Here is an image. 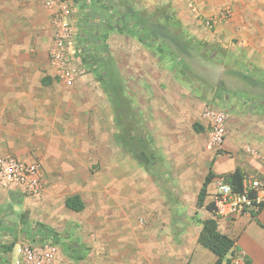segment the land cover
<instances>
[{"label":"rangeland","instance_id":"obj_1","mask_svg":"<svg viewBox=\"0 0 264 264\" xmlns=\"http://www.w3.org/2000/svg\"><path fill=\"white\" fill-rule=\"evenodd\" d=\"M111 1L118 10L129 11L143 20L166 52L161 53L116 29H105L104 61L96 70L84 61V77L65 87L49 62L55 33L50 11L41 0H0V93L13 89L49 96L71 94L80 111L95 110L96 125L101 114L107 110L112 114L110 134L105 138L97 130V144H0V158L14 156L44 166L47 154L48 159L60 155L59 159H66L65 162L77 157L85 200L92 204L93 186L107 196L104 208L110 226L107 239L111 244L117 241L114 235L123 232L120 223L126 220L124 211H129L127 196L133 194L126 189L133 180H137L144 197H150L151 209L133 215L128 224L133 221L145 230L155 231V216L151 213L159 211L161 216L163 210L167 216L164 204L168 199L185 196L182 211L177 212L179 203L176 207L177 236H182L178 229L182 223L189 233H195L207 207L193 209L189 204L212 156L234 157L237 169L249 177H259L253 166L264 168V70L254 67L239 52L200 39L193 23L186 25L179 21L166 4L148 10L136 0ZM85 2L73 0L72 15L73 25L79 30L78 43L84 47V59L87 52L83 28L88 25ZM206 22L203 21L205 26ZM215 27L216 22L212 29L207 28L214 31ZM43 78H51V83L44 86ZM209 110L224 115V142L212 150L208 149ZM193 124L203 129L196 132ZM49 166L56 177L61 166ZM89 182H93L90 187ZM47 187L45 183V190ZM3 191L0 246L12 245L13 249L0 254V264H17L25 246L52 247L53 264H157L148 258L143 263L135 258L115 260L118 254L109 251L101 259L98 254L90 256L86 240L92 232L85 227L87 210L70 217L63 207L66 192L52 194L57 197L55 203L52 201L55 212L46 213L41 206L43 196ZM144 207L147 205L143 202ZM187 253L185 245L177 239L176 264Z\"/></svg>","mask_w":264,"mask_h":264},{"label":"crops","instance_id":"obj_2","mask_svg":"<svg viewBox=\"0 0 264 264\" xmlns=\"http://www.w3.org/2000/svg\"><path fill=\"white\" fill-rule=\"evenodd\" d=\"M136 2L148 10L166 4L179 21L186 25L193 23L200 39L209 43H218L233 53L239 52L254 67L264 70V0H136ZM192 4L195 6V11ZM208 19L215 20L214 31H210L203 24V21ZM20 85L22 84L20 83ZM76 102L77 99L71 94L68 96L67 94H51L49 96L25 90L15 92L13 89L3 94L0 93V144H97V130L103 132L104 137L107 138L111 129L110 121H112L110 110L102 112L103 115L101 114L99 117L100 121L97 126L95 110L80 111ZM197 125L199 126V124ZM6 148L9 150L10 146ZM71 148L75 149V146H71ZM13 152H15L14 149ZM55 155H59V153L55 152ZM59 156L48 159L50 155L47 154L45 158L43 173L48 187L42 195L41 206L46 213L55 212L52 201L55 203L57 197L52 194L61 195L59 191L66 192L63 207L66 208L70 217H74L73 215L81 212H74L67 208L65 201L71 195H80L85 203V209L82 212L87 210L88 213L85 227L90 233L92 232L91 237L86 240L90 256L98 254V258L101 259L109 251V253L118 254L115 260L119 261L134 260L135 258L143 263L148 258L156 261L157 264H176V242L177 239H180L185 245V249L188 250L180 264H216V255L198 242L202 229L201 222L196 225L195 233L193 231L189 233L185 224H178L183 238L177 236L176 213L181 212L182 207H185L182 202L186 201L185 196L178 200L175 197L168 199L164 204L167 216L163 214V210H160L161 216L159 211L151 213L155 216L153 217L155 231L150 228L145 230L142 225H137L133 221L127 223V220L133 219V215L148 213L151 209L150 197H144L139 190L137 180H133L126 189L130 194L133 193L127 196L130 200L129 207H127L129 211H124L123 215L126 214V220L120 223L123 232L114 235L117 241L115 244H111L107 239V235H110L108 231L110 226L106 218V208H104V203L107 202L106 194L99 187L93 186L90 194L93 201L90 205L91 201L85 200L81 190L80 182L82 181L78 171L79 159L72 157L68 162H65L66 159L65 161L62 158L59 159ZM23 157L27 156L23 155ZM211 158V164L207 168L202 182L195 195L191 197L189 206L193 209L198 208V195L209 172H212L215 177L208 186L205 206H212L210 199L215 191L216 181L237 169L234 157L227 158L225 154H216ZM51 164L61 166L56 177L53 176V170L49 166ZM86 171L88 168L84 170L85 173ZM253 171L259 177L264 178V168L253 166ZM91 183L93 182L88 183V187ZM141 186L143 187L142 184ZM3 190L4 188L0 187V195L4 193ZM143 202L147 207L142 208ZM177 203H179V210L176 212ZM205 211L207 214L202 220L214 218L217 221L219 232L234 242L233 256L239 257L243 260L242 262L247 259L249 264H264V207L257 213L234 219H218L213 212ZM117 236H119V240ZM133 254L135 255L133 256ZM129 255L132 256L129 257Z\"/></svg>","mask_w":264,"mask_h":264},{"label":"built area","instance_id":"obj_3","mask_svg":"<svg viewBox=\"0 0 264 264\" xmlns=\"http://www.w3.org/2000/svg\"><path fill=\"white\" fill-rule=\"evenodd\" d=\"M53 16L54 41L49 62L56 77L65 87L73 86L83 78L86 67L84 47L78 43V28L73 25V0H41ZM195 11V6L192 4ZM215 20L209 19L206 26L214 27ZM211 129L208 131V149L219 148L224 142V115L213 110L207 112ZM41 162H26L14 156L0 158V187L40 198L45 190V177ZM212 212L218 219H234L259 212L264 207V178L245 176L240 190L227 177L216 181L210 199ZM55 250L52 247L25 246L17 264H53ZM239 257L232 256L230 264H245Z\"/></svg>","mask_w":264,"mask_h":264},{"label":"trees","instance_id":"obj_4","mask_svg":"<svg viewBox=\"0 0 264 264\" xmlns=\"http://www.w3.org/2000/svg\"><path fill=\"white\" fill-rule=\"evenodd\" d=\"M85 10L87 11V27L84 26L83 39L85 40V63L90 65L93 70L97 69L104 61V46L103 44L107 38V32L105 29H116L121 33L134 36L144 45L155 47L161 53L166 52L164 46L160 44L155 37L154 32L148 28L146 23L129 11L122 12L117 9V6L111 0H85ZM87 41V42H86ZM42 84L47 86L51 83V78H43ZM194 129L199 132L203 128L197 124L194 125ZM141 161V159L137 156ZM143 162V161H141ZM146 164V163H145ZM215 175L209 172L206 176L203 185L200 189L197 201V207L204 206L206 196L208 194V186L212 183ZM234 183L237 190L242 187V181L245 177L244 172L240 169H236L235 172L226 176ZM66 207L74 212H82L85 209V203L80 195L75 194L69 196L65 201ZM207 210L212 212V206H206ZM202 229L199 235L198 242L201 246L211 251L216 255V264L231 263V257L233 256L234 242L228 237L221 234L218 230L217 221L214 218L207 219L201 222ZM12 250L13 246H0V254L6 253L7 250ZM230 255V257H228ZM81 259V256L79 257ZM245 264H249V261L245 259Z\"/></svg>","mask_w":264,"mask_h":264}]
</instances>
